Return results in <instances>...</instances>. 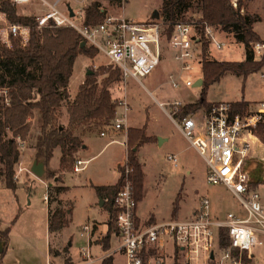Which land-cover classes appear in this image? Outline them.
Masks as SVG:
<instances>
[{
	"label": "rangeland",
	"instance_id": "obj_1",
	"mask_svg": "<svg viewBox=\"0 0 264 264\" xmlns=\"http://www.w3.org/2000/svg\"><path fill=\"white\" fill-rule=\"evenodd\" d=\"M73 1L70 0L71 3H69L68 0H63V2L59 3V6L55 5V7L64 11L66 10V6L72 5L76 10L75 13L82 15L84 14V8L92 2V0H78L79 9L78 5H74ZM100 3L103 8L101 11H104L105 16L120 15L135 21L155 19V21L160 22L162 25L164 24L160 13L162 0H100ZM54 4L55 2L49 3L47 0L44 2L43 0H34L31 3L16 5L19 14L39 16L50 11ZM245 6L246 10L250 13L255 14L257 12V14L264 17V0H245ZM156 10L159 11V14H155ZM190 16L191 13L188 12L187 18L183 20H197L196 17L190 19ZM193 25L196 28V23H193ZM256 29L264 36V22H257ZM217 32L220 34V37L227 41L226 45L219 47L214 42L209 43V40L206 43L207 39L203 38L208 50L207 48H202L200 44L196 45L199 52L203 53L202 58H189V61H192L193 68L188 74L184 73L182 80L187 78L195 80L199 75L204 76L202 60L207 52L212 58L219 61L242 62L246 59L245 44L235 41L226 32L218 30ZM5 44L11 46V44ZM20 44V46L27 45L22 39ZM161 50V62L150 74L140 76L139 78L129 76L127 79L126 95L132 107L129 111L132 125H142L147 122L148 127L150 126L155 131V134H157V131H161L163 137H166V141L159 147L156 143H151V145L144 144L142 147L145 148H141L138 153L139 160H141L143 165L144 161L142 157L147 161L144 170L146 173L145 186L148 190L146 200L142 201L140 205L141 212L142 210H153L155 212L156 208L159 210V215L166 217L164 221L189 218L195 212L194 209L200 202V199L207 195L211 199L212 214L215 217L224 218L230 210H237L241 207L240 201L226 185L221 183L214 184L208 180L209 166L207 162L198 150L191 145L172 119L158 105V101L167 102L174 98H179L187 104L196 102L201 97V85L204 79H201L203 81L199 83L197 82L198 86L190 87L181 82L178 88L174 87L170 83L169 77L171 71L180 68L181 62L175 57L176 50L172 48L167 32L161 36ZM258 58L257 60H260L261 57L259 56ZM111 64L110 58L103 48H99V52L94 58L86 54L78 55L75 62L74 74L70 81L71 90H74L79 85L82 75L86 76L88 71ZM263 67L258 71L250 73L248 76L234 73L225 74L220 80L208 86L206 93L207 101L247 100L252 101V104H249V107H251L257 101L264 100ZM114 84L115 82L110 84L111 90H113ZM115 92L114 98H120L124 95L123 92ZM70 97L74 98V95L70 93ZM31 119L34 127L32 128L30 139L27 140V143L24 142V145L20 146V161L15 165L13 181L19 184V187L17 189L8 187L6 180L0 177V227L4 229L10 226L13 239H15V243L4 254L7 261H16L18 263L20 259L22 260L21 264L44 263V259L47 257L51 238L48 230V203L45 200V194L51 186L48 184L49 181L53 185L62 184V178L67 171V169L60 166L62 155L60 148L56 149L51 158H44L46 167L41 177H38L32 171L33 162L40 156V152L35 148L36 135L40 132V125L38 118L34 117ZM61 119L62 124L65 123L66 125L68 123L66 112ZM125 128L127 129V127ZM87 129L90 132L96 131L99 133L102 130H106L107 133L115 130L112 125L87 127ZM126 129L121 128L117 130ZM255 129L257 137L252 139L253 152H251L249 157L257 160L263 166L264 132L261 129ZM116 140L114 141L111 136H101L98 133L92 134L89 142L90 148L80 153L83 159H88L85 167L80 171H74L73 163L70 164L68 169L73 171L69 172L64 179L66 184L71 187L69 194L76 203V209H83L89 198L88 192L91 186L90 182H88L89 180H92L95 184H107L115 182L118 178L117 162L123 160L119 165H125V135L122 134ZM161 141L162 138L160 137ZM170 153L178 154V166L175 165L173 160L168 158ZM76 155L78 156V152ZM20 166L25 167V169L17 177L16 174ZM262 173L261 166H259L257 169L251 171V176L258 177ZM23 184H26L28 189L31 187L33 189L27 190ZM67 192L68 190H66L64 195V192H62L59 197L63 198V202H72L71 197L66 194ZM54 205H57L56 201ZM174 207H178V213L171 217L170 211L172 212ZM67 229L69 232L78 231L77 226L73 223ZM3 231H0L1 237ZM55 237H60V232H56L55 236L52 237V241L54 242ZM1 241L2 239H0ZM78 242H81V240H77V244ZM58 243L59 240L55 242L54 248H59L57 246ZM63 244H65L64 241L62 242ZM74 245L76 246V241ZM63 248L61 247L62 250ZM254 253L255 256L251 257L252 262L248 264H264V247L254 249ZM74 258H77V256ZM179 259L180 257L178 258V262H180ZM79 260H73L71 263L68 262L69 259L66 256L60 260V264H76ZM176 261L177 257L175 260L174 258L171 260L172 264H176Z\"/></svg>",
	"mask_w": 264,
	"mask_h": 264
},
{
	"label": "built area",
	"instance_id": "obj_2",
	"mask_svg": "<svg viewBox=\"0 0 264 264\" xmlns=\"http://www.w3.org/2000/svg\"><path fill=\"white\" fill-rule=\"evenodd\" d=\"M33 0H14L16 4L29 3ZM238 7V0H232ZM52 6L46 13L37 16L38 27L66 25L77 29L87 45L103 48L111 63L119 66L122 78L115 82L113 96L123 92L118 99L117 118L112 125L117 129H126V120L131 105L126 95L129 76L139 78L150 74L161 62V28L158 22H138L125 16H106L96 26L84 23L82 15H71L70 11H62ZM242 12H245L242 9ZM4 21L5 25H3ZM29 26L20 22L8 21L7 14L0 11V38L2 42L12 44L11 34L29 43ZM28 32V34H27ZM189 21H178L170 40L175 57L181 62L178 72L170 74L169 81L175 87L181 82L188 86H198L197 79L182 80L184 73L193 68L189 58L201 57L196 45L205 48V42H214L217 46L226 45L220 40L217 29L207 25L204 36ZM105 46H104V45ZM251 46L257 56L264 54V42L255 41ZM8 91L7 88L1 89ZM10 101V98H6ZM161 107L171 117L177 127L185 134L191 144L207 162L210 170L208 180L214 184L226 185L238 198L241 207L231 210L224 218L215 217L211 212L210 198L203 196L194 215L184 219H174L140 227L137 220L138 201L135 195L132 173L134 167L129 156L125 159V175L113 208V220L119 231L120 244L115 248L126 257L125 264H172L167 257L152 254L145 262L144 252L147 248L159 245L163 247L167 238L176 244V251L182 257L180 264H245L243 254L248 252L254 257V249L264 247V158L263 166L249 156L253 152L252 139L256 135L255 128L264 122V100L249 107L246 114H232L231 102H213L203 105L194 111H184L187 103L179 98L160 102ZM103 130L101 134H105ZM128 138L125 145L127 151ZM264 144V142H263ZM24 141L19 139V146ZM170 160L178 164L177 155H168ZM86 160L76 158L74 170L84 168ZM258 162V163H256ZM261 166V176H251V171ZM46 199L48 194H45ZM216 226L227 227L232 237L230 246L220 249L214 233ZM89 229V226H85ZM214 250V257L212 251ZM95 256L90 248L83 249L82 259L76 264H95L104 257Z\"/></svg>",
	"mask_w": 264,
	"mask_h": 264
},
{
	"label": "trees",
	"instance_id": "obj_3",
	"mask_svg": "<svg viewBox=\"0 0 264 264\" xmlns=\"http://www.w3.org/2000/svg\"><path fill=\"white\" fill-rule=\"evenodd\" d=\"M243 6H245V0H238V7L233 4L232 0H162L160 13L164 24L162 25L155 19L143 21L158 22L161 36L167 32L171 40L176 23L187 21L183 19L187 18L189 12L191 13L190 19H194L193 17L197 19L189 22L196 23L197 31L203 36L206 26L211 25L246 46V59L242 62L219 61L212 58L208 52L205 53L202 60L204 82L201 97L196 102L187 104L184 109L185 113L194 111L203 105H212L213 103L206 99L207 88L225 74L248 76L264 66V56L257 60L251 48L252 42L263 40L254 28L255 23L261 17L258 14L242 12ZM100 7V0H92L84 8L85 24L96 26L106 19ZM0 9L7 14L9 21L20 22L30 27V40L26 46H20V38L13 34H11V46L6 45L0 38V90L8 89L7 92L4 90L0 92V177L6 180L8 187L16 189L13 178L15 165L20 161L21 156L19 139L23 141L30 139L34 127L31 118H38L40 125V132L35 140V148L40 152L38 158L43 161L45 157L51 158L56 149L60 148L62 153L60 166L69 170L70 164L73 163L74 166L76 153L84 146L79 131L87 127L114 124L118 115L119 103L118 99L113 97V91L109 86L112 82L122 78V71L113 63L90 70L84 82L78 86L74 98H71L69 85L78 55L86 54L94 58L99 48L87 44L82 46L84 38L74 27L55 25L54 22L48 26L38 27L37 15L19 14L14 0H2ZM204 38L207 39L205 36ZM7 97L10 101H6ZM249 104L247 100L231 101V113L246 114ZM65 112L68 120L66 125L61 122ZM257 128L264 132V122H260ZM127 138L129 161L134 167L132 179L135 195L139 201L144 197L146 188L145 173L138 152L146 142L154 138L148 135L147 122L139 127L127 128ZM119 167L121 176L117 183L95 185L101 196L108 197L112 217L114 200L125 175V166L119 165ZM62 188V186H57V190ZM177 209L178 207H174V214ZM65 213L62 208H57L51 214V230L68 223ZM113 227V221H111L107 234L109 239L110 231L116 230V227ZM10 228L9 226L2 232V238L5 240L3 242L6 243L5 249L9 240ZM116 231L119 233L118 230ZM214 233L218 248L224 249L230 246L232 237L227 227L216 226ZM145 248H147L143 257L145 262L152 254H160L162 257L171 254L169 250L161 248L158 244ZM114 254L107 255L99 264H116ZM123 256L122 264H125L126 257L124 254ZM178 258L177 253L176 264H180ZM243 259L247 264L252 262L248 252L243 254Z\"/></svg>",
	"mask_w": 264,
	"mask_h": 264
},
{
	"label": "crops",
	"instance_id": "obj_4",
	"mask_svg": "<svg viewBox=\"0 0 264 264\" xmlns=\"http://www.w3.org/2000/svg\"><path fill=\"white\" fill-rule=\"evenodd\" d=\"M44 1L45 0H43V2ZM47 1L49 3L55 2V4L58 5V6L60 5L59 4L60 2H63V0H47ZM68 1H69V3H71L70 0H68ZM71 1H73V0H71ZM73 2H74V5L76 4L79 7L78 0H76V1L74 0ZM73 2H72V4H73ZM29 3H31V2H29ZM69 7H71L74 10V12L76 11L75 8L72 5H69ZM69 7L66 6V10H64V11H69ZM100 8H101V10L103 9L102 7H100ZM244 8H242V9H244L245 12L250 13L249 11L246 10V6ZM249 8H250V5H249ZM79 9H80V7H79ZM0 11H3V10L0 9ZM252 12H254V11H252ZM75 14L77 15V13H75ZM251 14H253V13H251ZM255 14H257V12ZM258 15L261 18L257 22H261V21L264 22V17H262L260 14H258ZM82 16L84 17V14H82ZM115 16H120V15H115ZM138 22H143V21H138ZM2 23H4V21H2ZM256 23H255L254 28L257 31V29H256ZM217 36H218V38L220 40H225L222 37H220V34L218 32H217ZM260 36L264 40V36H262L261 34H260ZM251 48H252V46H251ZM252 50H253V48H252ZM253 52H254V50H253ZM254 55H255V58L256 59H259L258 58L259 56H257L255 54V52H254ZM263 56H264V54L260 55L261 58ZM200 62H201V60H200ZM179 69L178 70L171 71V74L174 73V72H178ZM189 72H191V70L186 71L185 74H188ZM84 79H85V76L82 75V78L80 80L79 85L82 82H84ZM196 79L197 80L204 79V76L199 75ZM183 84H185V83H183ZM78 86L74 90H71V86L69 85V92L71 94L75 95ZM190 87H192V86H190ZM150 92H152V91H150ZM158 102H159L158 103L159 107L164 111L165 114H167V112L161 107L160 101H158ZM218 102H231V101H218ZM248 102L252 104V101H248ZM257 102L255 104H257ZM168 117H170V116L168 115ZM128 118H129V120H128ZM128 118L126 120L127 128H129L130 126L139 127V126H142V125L145 124L144 123L142 125H132V123H131V114L130 113L128 114ZM113 129L117 130L114 127H113ZM115 130L114 131H111V132H108V133L105 130L106 133L103 135V134H101V132L103 130L99 133V132H96V131L90 132L86 128L81 129L79 131V134L81 135L82 138H84V146L78 151V156L76 158H82V156H81L80 153H82V152H84V151H86V150H88L90 148V143L89 142H90V138H91V135L92 134L98 133L101 136H111V137H113V140L114 141H117L116 139L120 138V136L122 134H124L125 135V139H126V137H127V129L126 130H121V131L120 130L115 131ZM148 135L149 136H152L154 138V140L148 141L145 144L151 145V143H156L158 145V147H159L161 144H163L166 141V137L165 136L163 137L161 131H157V134H155V131L152 130V128L150 126L148 127ZM160 137L162 138V141L161 142H160ZM256 137L257 136L255 135L254 138H256ZM24 142L27 143V141H24ZM141 148L143 149L145 147H141ZM170 154L177 155V157H178V154L177 153H170ZM126 157H127V147H126V156H125V159H126ZM84 160L87 161L88 159H84ZM142 160L144 161V165L142 164L143 170H144V167H145L147 161L145 160L144 157H142ZM122 161L123 160L117 162V164H116L118 166L119 176H118V178L116 179L115 182H113V183H107V184H95V183H93L92 180H89L88 181V182H90V185H91L90 186V189H89V192H88L89 198H88L87 202L85 203V206L83 207V209L80 208V210L76 209V203H75L74 199L71 197V195L69 194V190H70L71 187L66 184V181L64 179L66 177V175L69 172L73 171V170H67L65 172V174H64V176L62 178L63 179V182H61L62 184L53 185L52 182L49 181L48 184H50L51 186L48 188V192L46 193V194H48V198L47 199L45 198V200L48 203V230H49V233H50L51 240H50V245H49V248H48L47 257L44 259V263H38V264H60V260L62 258H65L66 256L69 259L68 262H71L72 263L73 260H78V259H80L79 260V262H80L81 259H82L83 249H85V248H90L92 250L93 254L95 256H99V257L102 256V255H105V254L106 255H110V254L115 253L114 255L116 257V264H122L123 263V261H124L123 254L121 252H119V251H115V248L120 244V236H119V233L115 229H113V228H115V223H114V220H113V217H112V212L109 209V206L110 205H109V202H108V197L101 196L97 192V190L95 188V185H110V184L117 183L119 181L120 176H121V171H120L121 168L119 169V164L122 163ZM35 162H37V163L43 162L44 163V167H43V174H44L45 167H46L45 161L37 158V159H35V161L33 163H35ZM140 162H141V160H140ZM85 165H86V162H85ZM85 165H84V167H85ZM178 165L179 164H177L176 166H178ZM24 169H25V167L20 166L18 168V173L16 174V176L17 177L20 176L19 173L21 171H23ZM209 170H210V168L208 169V171ZM32 171H33V169H32ZM144 173H145V170H144ZM41 176L42 175H38V177H41ZM145 177H146V173H145ZM56 178H57V176H56ZM43 181L46 182L45 180H43ZM145 182H146V179H145ZM48 184H47V186H48ZM15 185H16V189H17L19 187L18 186L19 184H16L15 183ZM145 185H146V183H145ZM23 186L27 190H32L33 189V187H31L30 189H28L27 186H26V184H23ZM33 186H34V184H33ZM57 186H62L63 188L61 190H57ZM145 188H146L145 195H144V197L142 199H140L138 201V208H137V220H138V225L140 227H147V226L153 225L155 223H159V222H162V221L166 220V217H164L162 215H159V213H158L159 210L156 209V208H155V212L153 210H142V212H141L140 205H141L142 201H145L146 198H147V190L148 189H147L146 186H145ZM66 190H68V192L66 194L71 197L70 199H72V202H69V201H68V203L67 202H63V198L62 197H59V195L62 192H64L63 193V195H64L65 192H66ZM55 201L57 202V205H54V202ZM199 203L196 205V208L194 209V211L197 210ZM57 208H62L66 212L65 215H66V218L68 219V223L65 226H63V227H60V228L55 229V230H51L50 229V218H51V214L54 213V211ZM239 209L234 210V211H238ZM176 213H178V210L176 211ZM170 214H171V217H173L174 212L173 211L172 212L170 211ZM179 215H180V213H179ZM193 215H194V212L189 217H192ZM111 221H113L114 227L112 228L113 230L110 231V239H109V238H107V234H108L109 229H110ZM72 223L77 226V228H78V231L77 232H69L68 231L67 228H69ZM85 226H89V229H86ZM5 229L6 228L2 229L0 227V231H3ZM56 232H60V237H58V238L55 237V239H54L55 242H57V240H59V243L57 244V246L59 248H54V246L56 244H55L54 241H52V237L55 236V233ZM49 233H48V235H49ZM0 239H2V241H5L1 237V233H0ZM79 239L81 240V242H78V244H79V247H78L77 240H79ZM63 241H64L65 244L62 245V242ZM75 241H76V246L74 245V242ZM14 243H15V239H13L12 231H11V228H10V231H9V240H8L7 248L5 249V245H6L5 242H3V248H2V246L0 244V264H19V263L21 264L22 260H20V259H19V262L18 263L16 261L9 262V261L6 260V256H5L4 252H6L8 250V248L11 245H13ZM61 247H64L63 250L61 249ZM106 247L108 249H106ZM163 248L165 250H169V252H171V254L169 256H167V259L170 262H171V260L173 258H174V260L176 259L178 252L176 251V244L172 241L171 238H167L166 239V241L163 244ZM4 249H5V251H4ZM69 256H70V258H69ZM76 256H77V258H74ZM60 257H61V259H60ZM179 257H180L179 260H181L182 257L181 256H179ZM119 259H121V260H119ZM54 262H56V263H54ZM71 263H68V264H71ZM99 263L100 262L98 261L95 264H99Z\"/></svg>",
	"mask_w": 264,
	"mask_h": 264
},
{
	"label": "water",
	"instance_id": "obj_5",
	"mask_svg": "<svg viewBox=\"0 0 264 264\" xmlns=\"http://www.w3.org/2000/svg\"><path fill=\"white\" fill-rule=\"evenodd\" d=\"M69 11H70L71 15L75 14L74 10L71 7H69ZM155 14H159V11L156 10ZM81 45L82 46L86 45V41L83 40ZM88 72H90V71H88ZM201 81H203V80L199 79L197 82L199 83ZM43 167H44V163L43 162H39V163L35 162L33 164V166H32V169H33V171L36 174L41 175L43 173ZM0 244H1L2 248H3V241H1ZM212 257H214V250L212 251Z\"/></svg>",
	"mask_w": 264,
	"mask_h": 264
}]
</instances>
